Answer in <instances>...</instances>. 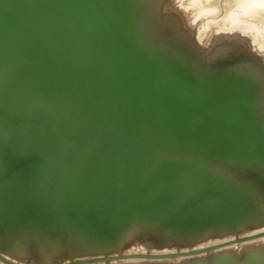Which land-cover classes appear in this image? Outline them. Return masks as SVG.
<instances>
[{
    "label": "water",
    "instance_id": "1",
    "mask_svg": "<svg viewBox=\"0 0 264 264\" xmlns=\"http://www.w3.org/2000/svg\"><path fill=\"white\" fill-rule=\"evenodd\" d=\"M187 1L0 0V264H264V6Z\"/></svg>",
    "mask_w": 264,
    "mask_h": 264
},
{
    "label": "rangeland",
    "instance_id": "2",
    "mask_svg": "<svg viewBox=\"0 0 264 264\" xmlns=\"http://www.w3.org/2000/svg\"><path fill=\"white\" fill-rule=\"evenodd\" d=\"M239 0H210L205 1V6L208 8H215V13H213V17L219 20H226L230 13L235 9L237 2ZM258 22L264 21V12L258 14L257 17ZM260 19V20H259Z\"/></svg>",
    "mask_w": 264,
    "mask_h": 264
},
{
    "label": "bare ground",
    "instance_id": "3",
    "mask_svg": "<svg viewBox=\"0 0 264 264\" xmlns=\"http://www.w3.org/2000/svg\"><path fill=\"white\" fill-rule=\"evenodd\" d=\"M241 1L242 0H239L237 2V5L239 4V6H240L241 5V3H240ZM193 2H195V0H188L187 1L188 6L189 5H192ZM252 5H255L256 7H258V6H264V0H256L254 2H251V6ZM247 6H249V5L244 4L243 7L245 8ZM206 12L209 13L211 11L210 10H206ZM261 233H264V229L259 230V231H255V232H251V233H247V234H244L243 236L246 237V236L258 235V234H261ZM229 239H232V238H228V239H224V240L216 241V242H210V243H208L206 245L207 246L218 245V244H221V243H225ZM260 244H264V237L263 238H260V239H257V240L250 241V242L241 243L239 245L230 246V247L226 248V250H240V249H243L245 247L254 246V245H260Z\"/></svg>",
    "mask_w": 264,
    "mask_h": 264
}]
</instances>
